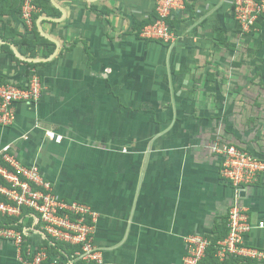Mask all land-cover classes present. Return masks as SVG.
I'll list each match as a JSON object with an SVG mask.
<instances>
[{"label": "crops", "instance_id": "0c3cea01", "mask_svg": "<svg viewBox=\"0 0 264 264\" xmlns=\"http://www.w3.org/2000/svg\"><path fill=\"white\" fill-rule=\"evenodd\" d=\"M233 3L186 0L165 44L140 33L156 0H37L31 28L20 0H0V80L25 84L35 71L45 87L36 105H16L0 145L37 163L58 195L99 212L95 242L109 262L184 264V237L224 226L234 201L209 144L241 139L264 156V123L235 97L255 90L239 87L226 53L240 41ZM240 202L264 221V179ZM21 223L27 247L46 245L34 214ZM246 244L264 248V228ZM0 264H24L14 242L0 241Z\"/></svg>", "mask_w": 264, "mask_h": 264}, {"label": "built area", "instance_id": "2783aa9c", "mask_svg": "<svg viewBox=\"0 0 264 264\" xmlns=\"http://www.w3.org/2000/svg\"><path fill=\"white\" fill-rule=\"evenodd\" d=\"M37 0H20L21 17L30 28L34 24ZM186 0H156V17L141 30V36L172 44L176 34L169 24L173 13L185 7ZM233 12L240 30L251 29L264 12V0H234ZM42 77L32 71L25 84L0 80V126H9L16 119V105L20 102L36 105L44 92ZM49 139L61 142L63 136L47 133ZM26 138V135H22ZM209 150L219 158L221 176L234 189L232 202L226 218L228 234L218 241L216 257L242 256L264 257V252L246 244V237L255 228H264V221L253 222L248 209L240 202L247 187L264 179V156L215 138ZM0 214L20 217L25 209L34 214L46 236L76 247L73 257L65 259L60 254L50 256L46 246L37 249L27 247L24 231L0 226V241L14 242L20 260L24 264H121L105 259L95 242V228L99 212L89 203L65 199L58 195L52 183L44 176L37 163L24 164L17 158L11 143L0 145ZM188 251L184 264H199L206 254L210 240L207 236L194 233L185 236ZM136 264V263H134Z\"/></svg>", "mask_w": 264, "mask_h": 264}, {"label": "rangeland", "instance_id": "374dc122", "mask_svg": "<svg viewBox=\"0 0 264 264\" xmlns=\"http://www.w3.org/2000/svg\"><path fill=\"white\" fill-rule=\"evenodd\" d=\"M238 35L240 40L238 48H229V51H226V53L232 54L236 57L232 63V66L235 70L240 72L238 78L239 87L244 89V86H247L249 90L254 88L255 91L252 94H238L235 97H237L240 102L245 103H243L245 115L250 112L251 116H253V121L260 119V122H258L264 123V26L261 28V24H257L256 21L252 28L247 30L245 33L239 30ZM242 89H240V91ZM248 104H250L251 107H246ZM240 107H243V105H240ZM241 111L242 110H240L238 113H241ZM231 113L233 112L230 111L229 114ZM248 122L249 124L252 123L251 120H248ZM236 129L242 130L241 127H237ZM258 134L259 133L257 132V135ZM237 141L241 143L244 148L246 147L245 144L248 143L247 141H243L241 139H238ZM262 145L264 146V144ZM262 145L260 146L263 147ZM245 149L249 150L247 147ZM255 221L256 220L253 219V222Z\"/></svg>", "mask_w": 264, "mask_h": 264}, {"label": "trees", "instance_id": "16d2710c", "mask_svg": "<svg viewBox=\"0 0 264 264\" xmlns=\"http://www.w3.org/2000/svg\"><path fill=\"white\" fill-rule=\"evenodd\" d=\"M155 17H156V13L154 14L153 18H150L147 21V23L153 21ZM147 23L144 22L142 28ZM169 24L173 29V23L171 18L169 19ZM147 40H151V39H147ZM228 142L244 148V146L238 141H228ZM0 182L7 184L1 177H0ZM4 199H5L4 196L0 194V200H4ZM30 213L31 211L29 209H25L20 217L3 216L0 214V226L13 227L20 231H24V225L21 223V219L24 218L25 215ZM227 234H228V228L226 226V219H225L224 226L217 225L214 228L213 233L211 235H207L208 239L210 240V245L207 247L206 254L199 264H264V258L255 259V258L233 256V255L226 257L224 260H219L216 257V253L218 249V241L224 238L225 236H227ZM45 246L47 247V251L50 256L60 254L65 259H69V258L71 259L76 250L75 246L68 243L56 241L50 236H47V243ZM260 250L263 251L264 248H261Z\"/></svg>", "mask_w": 264, "mask_h": 264}]
</instances>
